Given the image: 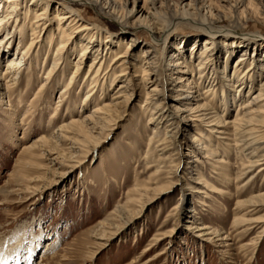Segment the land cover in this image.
Here are the masks:
<instances>
[{
    "label": "rangeland",
    "instance_id": "374dc122",
    "mask_svg": "<svg viewBox=\"0 0 264 264\" xmlns=\"http://www.w3.org/2000/svg\"><path fill=\"white\" fill-rule=\"evenodd\" d=\"M43 2L49 5L50 17L62 8L65 10L60 14L66 12L67 7L73 8L82 18L80 21L82 24H90L92 27L101 29L100 42L108 36L114 37L113 53L105 56L103 70L107 69L111 59L117 53H123L126 50L128 39L136 38V45L130 50V54L141 56L144 50H150L155 54L158 90L162 94L164 90L172 92L173 88L169 86L170 83L166 77L165 63L172 53L179 52L180 49H175L178 40L186 38L182 51L191 69L182 75L186 80L185 85L189 83L190 87H195L196 81L191 74L196 66L193 58L189 59L188 54L195 40L197 45L202 44V39L206 35L189 23L182 22L172 27L167 33V40L157 43L141 31L120 32L117 25L82 1L44 0ZM196 2L197 0H117L119 7H126L127 10H130L134 4L136 11L153 13L154 20L146 17L144 22L152 20L162 28H166L174 17V11H179L180 6L184 4L192 6ZM204 2L208 6V14L209 12L213 15L218 14V18L213 21L214 27L231 31L233 38L258 35L264 39V0H204ZM0 3L2 6L3 0H0ZM1 6L0 19L6 14V8ZM234 7L236 10L233 9ZM20 8L23 9L20 13L27 14V11H24L25 7ZM42 8H44L43 4L37 6L34 12L39 13ZM30 9L28 22L34 20L32 8ZM231 12L233 15L238 14L243 17L238 20L231 19L229 15ZM49 26L55 32L58 22L54 21ZM10 28L11 26L7 29V33L10 32L9 36L13 35L11 38L13 43L5 56L0 52V70L4 62L11 60L9 57L14 53L19 57L21 48L25 46L18 45L20 36L17 35V31L14 32ZM23 33L24 42H27L31 37L30 23L26 24ZM5 34L6 32H2L0 36ZM123 34H127L126 37ZM84 38L83 42L87 43L88 36ZM254 42L252 39L248 40L249 50L246 51L250 55L246 54L243 57L247 63H243L241 71L250 70L252 67L250 65L252 54L255 60H259V56L264 55L262 52L264 47L258 44L253 45ZM53 44L47 50L44 42L38 57L32 61V66H35L38 71L32 74L30 81H26L27 76L24 72L19 73L14 76L18 77L17 84L11 90L0 94V249L13 250L18 247L17 241L23 238L20 243L23 247L20 253L23 261L21 264H264V231L261 229V224H252L251 228L248 221L250 218L264 216V206H258L255 209L249 204H241L255 194L264 193V169L243 187L241 184L247 178H235L237 174L245 173L242 164L246 165L253 160L248 157L253 149L247 150L241 143L237 142L233 145L230 141H227L229 148L223 145L215 146L214 142H219L213 138L211 132L205 129L203 124L193 126L188 122V117L184 123L186 127L182 124L176 130L179 136L182 134L185 139L176 153L181 155L176 156L174 153L170 157L171 160L164 161V164L159 163V166L163 165L161 171L153 175V172L157 170L155 166L160 153L153 154L156 162L153 160L152 164L145 160L146 143L152 135L154 124L147 122L150 112H144L140 107L145 95L139 84L132 88L133 99L125 106L127 112L124 118L115 126L112 125L111 131L104 132L98 137L100 139L94 141L101 143L92 151L88 149L89 155L83 159L84 161L82 160V165L71 169L72 163H63L61 166L58 165L60 160H53L54 156H60L62 159L65 154L71 152L70 149L73 147L70 141L63 140L56 132V127L66 122L70 116L80 114L83 116L89 113L94 106L92 102L82 105L86 89L84 75L88 64L92 61L90 55L84 58L79 77L68 90L69 95L67 94L65 99L60 98L59 95V91L68 86L73 63L78 57L77 53L81 51L79 45H76L73 53L69 55V64L62 67L63 76L58 77L60 82L49 83L50 85H47L41 94V98L32 102L51 63ZM130 44L134 43L130 42ZM100 46L102 49L105 47L103 44ZM225 48L229 47L218 45L214 52L215 64L210 68V72L208 70L204 74L206 85L211 81L210 73L214 75L215 78L212 80L217 97L223 87L224 95L236 94V88L232 90L225 87L221 73L223 68L229 73L233 72L235 60L241 56V53H237L234 48L226 53ZM24 61L29 65V61ZM130 69L132 70V67ZM234 72L237 71L234 70ZM249 72V75H252L253 70ZM113 75L116 78L119 71L116 69ZM263 78L264 68L262 75L256 79V83ZM248 85L243 87L244 92L249 90L247 87L250 85ZM257 88L258 84L252 86L245 101L250 99ZM205 90L198 87L192 93V97L198 101L197 105L207 102V99L199 101L203 98ZM17 94H25V96L18 101ZM97 99L98 97H95V100ZM192 101L183 103L193 105ZM245 101L232 105L226 118L232 119L236 112L243 116ZM57 102L60 106L57 111H54ZM171 104L173 99L167 102L166 115L173 112L170 109ZM192 105L187 107L195 106ZM237 105L240 106L237 107ZM158 115L156 114L154 119H157ZM170 123L171 121L166 123L165 118L161 119L157 126L161 135L166 128H172ZM42 135L54 137L50 145L59 151L58 155L55 154L56 151L49 154L41 148L35 149L37 147L34 146L35 140ZM228 135L230 136L227 134L225 137ZM236 138L237 136L233 137V140ZM96 143H92L91 146L94 147ZM214 150L218 158L213 157ZM253 153L256 154L260 167L249 170L248 175L261 167L264 168L263 156H261L263 151ZM81 154L74 161L84 157ZM188 154L192 157L187 160L194 161L191 163L193 165L191 168L186 166V158H183ZM205 156L208 159H205ZM178 160H180V167L178 172L173 173L175 167L172 164H179ZM196 160L200 162H195ZM219 160L225 164L213 163ZM228 177H231L230 182L226 181ZM198 179L203 180L204 186L196 185ZM192 188H198L200 193H192ZM137 189L142 191H135ZM154 198L156 200L149 204L148 200ZM128 202H130L129 209L138 215L134 224L126 226L118 238L110 241L109 245L101 250L97 258L94 260L88 258L89 254L95 251L93 236H96L99 230V223L108 220V223L116 226L123 224L127 215L119 214L120 207ZM191 211H194V214ZM249 212V215L246 214ZM189 218H194L199 227L224 233L226 239L217 240V237L212 236L211 240L205 237H202L204 241L201 240L196 230L186 229ZM31 235L41 237V244L34 252L35 255L33 254L34 256L27 262L25 259L31 251L29 247ZM157 236L164 239L155 246L154 241ZM46 242H50L51 245H46ZM225 242L229 245L225 246ZM153 245L151 250L143 253Z\"/></svg>",
    "mask_w": 264,
    "mask_h": 264
},
{
    "label": "bare ground",
    "instance_id": "6f19581e",
    "mask_svg": "<svg viewBox=\"0 0 264 264\" xmlns=\"http://www.w3.org/2000/svg\"><path fill=\"white\" fill-rule=\"evenodd\" d=\"M43 1L44 0H3L4 3L2 6L0 3L1 7L6 8V14L4 18L0 19V34L2 32H6L4 36H0L1 54L3 53L5 56L7 53H9V49H11L10 47L13 43L11 40L13 35L9 36L10 32L7 33V29L10 26V29L14 32L17 31V35L20 36V39L18 38V45H25L23 48H21L20 52L18 51L20 53L19 57L18 54L14 53L13 56L9 57L11 58V60L4 62L5 64L0 70V94H2L1 92L4 93V91L7 92L8 90H11L17 84L18 77L14 76H17L19 73L24 72L27 76L26 81H30L32 74L38 71L35 66H32V61H34L38 57V53H40V50L42 49V47H44V42L47 50L50 49L52 43H54V51L51 56V63L46 71L43 80L39 84V89L36 92L32 102L41 98V94L44 92L47 85L60 82V79L58 77L59 75L63 76L62 67H66V65L69 64V55L73 53L76 45H79L81 51L77 53L78 57L73 63L74 67L68 78V86L64 90L61 89L59 91L60 98H66L71 85L78 79L79 72L81 70L80 68L84 62V58H86L88 55L92 57V61L88 64L87 72L84 75V87L86 89L84 92L82 105H88L92 102L94 106L92 111H90L89 113H86L83 116L81 114L78 116H70L66 122H63L58 127H56V132L62 137V139L65 141H70L73 145V147L70 149L71 152L65 154L62 159L60 158V156H54L53 160H60L58 165L62 166L63 163H72L71 169H74L77 165L83 164V159L87 155H89L88 149L92 151L101 143H96L94 141L100 139L98 137L103 135L104 132L111 131L112 125L115 126L124 118L127 112L125 106L129 101L133 99L132 88L134 87V85L138 84L141 85L140 89L144 92L145 95L143 103L140 107L143 108L144 112H150L148 113L149 118L147 122L153 123L155 125H153L152 135L149 137L146 143L145 160L149 161L152 164V162L155 161L153 154L156 152L160 153L159 159L157 160V162L155 161V168H157V170L153 172V175H157L160 173L159 170L161 171V167L163 165L159 166V163L164 164V161L171 160V155H173L174 153L176 154L177 151H179L180 147L182 146V142L185 139L182 134L181 136H179V132L176 130L180 128L182 124L184 125V127H186L184 123H186L188 117V122L193 126L197 127L199 124H203V127L211 132L213 138H215L219 142L216 143L214 141H211L215 143V146L223 145L224 147L229 148V146L227 145V141L232 142L233 145H236L237 142H239L242 146H245L247 150L253 149V152L262 150L263 153L261 156H263L262 161H264V78L256 83V79L258 78V76L262 75V71L264 68V55L259 56V60H255L253 59L254 54H252V58L250 61V65L252 67L250 68V70H240V68H242L243 66V63H247L243 59V57H245L246 54L250 55L246 51L249 50L248 40H254L255 42L253 43V45L258 44L259 46L264 47V39L262 37L258 35H246L238 37L236 36L233 38V36L231 35V31L214 27L213 21L218 18V14L213 15L211 12H209L208 14V6L205 4L204 0H197L195 5L192 6L189 4L180 6L179 11H174V17L166 26V28L158 26L156 24L157 22H152V20H154L153 13H145L142 10L136 11L134 4L130 10H127L126 7H119V5L117 4V0H74L77 2L82 1L91 6L96 12H99L101 15L105 16L107 20L117 25L120 32L126 33L128 30H131L134 33L135 31H141L149 35L152 40L157 43L165 42L167 40V33L171 30V28L182 22L189 23L197 30L206 35V37L202 39V44L197 45L195 40L188 54L189 59L193 58V62L196 66L195 69H193L194 74H191L196 81L195 87H190L189 83H187L186 85L184 84L186 80L184 79V76L182 74L188 73L191 67L190 65H188V62H186V58H184V54L182 51L185 47L186 38H180L176 43L177 48H175L178 50L180 49L179 52L177 54L172 53V55L165 63L167 67L165 73L167 74L166 77L168 78L167 80L170 83L169 86L173 87L171 89L172 92H170L169 90L165 92L164 90L162 94L158 90L159 84L156 78L157 68L155 54H153L150 50H144L143 52H141V56L130 54V50H132L136 45V38L133 37L128 39L126 50L123 53H117L111 59L107 69L103 70L105 56L107 57L111 55V53H113L112 50L114 49L115 45L113 41L114 37L108 36L107 39H105L103 42H100L101 29L94 26L92 27L90 24H82L80 22L82 18L78 16L74 9L71 7H67L66 12H64L63 14L60 13L61 11H64L65 8L57 10L50 17L48 15L49 5ZM42 4L44 5V8H42L39 13H35V8ZM20 7H25L24 11H27V14H24V12L20 13V11H23V9ZM30 8H32L34 20L28 22V10H31ZM233 9L236 10V7H234ZM233 12L237 13L236 11ZM233 12L229 13L231 19L235 18L238 20V18L241 19L243 17L242 15L238 14L233 15ZM146 17H149V19H153L149 20V22H144ZM54 21L58 22V27L55 29V32L52 31L51 27L49 26ZM28 23H30L31 37L27 42H24L22 35L24 34L23 29ZM48 29L51 31H49ZM123 35L124 37H126L125 35L127 34ZM87 36L88 42L84 43V37ZM130 42L134 44H130ZM97 43L98 45H96ZM102 44L105 46L104 49H102L100 46ZM219 44H221V46L229 47L225 48L226 53L230 52L233 48L237 51V53H241V56L237 57L235 60L232 69L233 72L229 73L223 68V72L221 73V79L225 81V87L231 89L236 88L235 95H224L223 87L222 90H220V95L217 97L213 85L214 82L212 80L213 78H215L213 77L214 75L210 73L209 76L211 81L207 83L208 85H206L204 80V74H206L208 70L210 72V68L215 64L214 52L216 51V48ZM194 51L195 53L199 54L196 55ZM250 52H252L251 49ZM176 58L179 59L176 60ZM180 59H182V61ZM24 60L29 61V65L25 64ZM131 67L132 70L130 69ZM116 69L119 71V75L115 78L113 74ZM213 69L215 68L213 67ZM234 70L237 72H234ZM249 71L252 72V75H249ZM12 74L14 75L12 76ZM43 81H46V83H43ZM114 83H116L115 86L113 85ZM180 84L182 85L180 86ZM245 84H249L250 86L248 85L249 87H247V89L249 88V90L244 92L245 89L243 87L246 86ZM256 84H258L256 92L251 95L248 101H245L248 92L250 91V89H252V86ZM149 85L151 86L148 87ZM198 87L206 89L203 98L199 99V101L207 99V102H204L201 105H197L198 101L192 97V93H194V91H196ZM192 89L195 90L193 91ZM107 93H109V96H107ZM241 94L243 95L241 96ZM24 96L25 94H17L18 101H21ZM95 97H98V99L95 100ZM172 99L173 104L170 105V109L173 112L166 115V113H168L166 111L167 102ZM185 101H192L193 105L192 103L184 105L183 102ZM243 101L246 102L245 105H243V110H245L244 115L241 116L240 113L236 112L232 119H227L226 117L228 116V112L231 106L234 104H239ZM73 104H75V102H73ZM213 104H215V106ZM190 105L195 106L188 108L187 106ZM59 106L60 105L57 102L56 106L54 107V111H57ZM239 106L240 105H237V107ZM156 114L159 115L157 119H154ZM163 118H165L166 123L171 121L170 125L172 126V128H166L163 135H161L160 131H158L157 129V126L160 124V121ZM226 133L230 134V136L228 135L227 137H225L227 135ZM236 136V140H233V137L235 138ZM230 137L232 139H229ZM53 138L46 135H42V137L37 138L35 140L36 144H34V146H37L35 147V149L41 148L43 151L48 152L49 154H52L50 153L52 151H56L55 154L58 155L59 151L52 147V145H50V141ZM92 143H96L94 144V147L91 146ZM170 151L173 152L171 153ZM253 152L248 155V157L253 160L247 162L246 165L242 164L245 173L237 174L238 176H235V178H247V180H245L241 184L242 187L249 183L252 179H254V177L257 174H260V172L264 169L261 167L253 174L248 175L249 170L260 167L258 160H256V154ZM80 153H82L81 155H84V157L74 161V159H76V157ZM213 153V157L218 158L215 150L213 151ZM180 155L181 154H176V156ZM22 156L24 155L22 154ZM191 157L192 155L190 154L185 155V157L183 156L184 159L186 158L185 160L187 162H185V164L186 166H188V168H191L193 166L191 163L194 161L189 162L187 160ZM204 158L208 159L207 156H205ZM178 161L179 164H172V166L175 167L173 173L178 172V169L180 167V160ZM195 162L200 161L196 160ZM213 163L225 164L224 162H221V160ZM211 168L214 169L213 166H211ZM238 172L240 173V171ZM247 175L249 177H247ZM230 179L231 177H228L226 181H229ZM232 180L236 181L234 178H232ZM196 185L204 186L203 180L198 179ZM192 189V193H200V191L197 190L198 188ZM135 191L140 192L142 190L137 189ZM155 200L156 198L149 199L148 203H153V201ZM129 203L130 202L125 204L123 207H120L121 210L119 214L127 215L126 221L123 224L119 223L120 225L116 226L108 223V220L99 223V230L96 232V236H93V239L95 240L93 241V248L95 251L91 252L88 258L93 260L97 258L101 250H104L109 245L108 243L110 241L118 238V236L122 233L126 226L134 224V221L138 218V215L129 209ZM241 204H249V206H252V208L255 209H257L258 206H264V193L259 195L255 194ZM191 213L194 214V211H191ZM246 214L249 215L250 212ZM194 218H189L190 221L187 222L188 225L186 229L196 230V232L198 233V238L201 237V240H205L202 237H205L207 240H211L212 236L217 237V240L226 239V235H224V233L221 234L218 231L204 228L202 226H197V222ZM263 220L264 216H260L256 218H250L248 221L251 228L253 227L252 224H261V229L262 231H264ZM22 239H19L17 241L18 247L13 250H10L8 248L0 249V264H21L23 262L21 260L22 255H20L21 248H23L20 244ZM163 239L164 237L160 238L159 236H157L154 241L155 246L157 245L156 243L162 241ZM40 244L41 237L37 235H31L29 245L31 251L27 259L24 258L27 262L30 261V259L35 255L34 252L38 250ZM46 245L51 244L50 242H46ZM227 245H229V243L225 242V246ZM153 247L154 245L147 248L145 251H143V253L148 252ZM155 258H153V260Z\"/></svg>",
    "mask_w": 264,
    "mask_h": 264
}]
</instances>
